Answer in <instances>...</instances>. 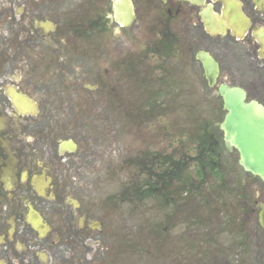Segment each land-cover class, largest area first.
I'll return each mask as SVG.
<instances>
[{
	"label": "flooded vegetation",
	"instance_id": "flooded-vegetation-1",
	"mask_svg": "<svg viewBox=\"0 0 264 264\" xmlns=\"http://www.w3.org/2000/svg\"><path fill=\"white\" fill-rule=\"evenodd\" d=\"M65 1L0 0V264H138L141 259L142 245L125 233L129 218L139 216L134 208L121 210L118 245H104L94 240L103 224L86 191L77 196L76 188L63 183L61 163L76 153L78 139H65L73 142V152L63 150L65 140L57 141L56 165L42 159L47 145L41 151L33 145L37 129L45 130V122H38L48 113L41 102L80 97V80L72 81L71 92L62 84L34 85L33 71L43 69L26 58L6 69L9 59L1 57L19 49L47 56L50 48L61 50V43L79 50L86 36L116 28L126 41L116 68L124 90L107 100L105 132L113 134L118 123L126 137L121 170L133 168L134 187L111 195L113 203L156 197V264H264V183L243 171L237 150H228L224 133L209 124L225 115L220 85L239 87L247 102L264 107V0H71L66 7ZM199 52L217 63L213 87ZM44 71L49 76V67ZM73 71L78 72L77 64ZM187 76L192 82L184 81V96L176 100L180 89L173 87ZM196 83L200 94L192 89ZM11 94L25 113L13 105ZM35 94L46 98L38 101ZM189 101L194 114L187 119L180 104ZM174 115L183 121L174 139L170 125L156 134V120ZM156 135H170L166 150L160 146L156 152ZM50 140L53 144V135ZM124 178L127 184L129 177Z\"/></svg>",
	"mask_w": 264,
	"mask_h": 264
},
{
	"label": "rangeland",
	"instance_id": "rangeland-1",
	"mask_svg": "<svg viewBox=\"0 0 264 264\" xmlns=\"http://www.w3.org/2000/svg\"><path fill=\"white\" fill-rule=\"evenodd\" d=\"M70 2L71 0L65 1V7L69 6ZM118 31L119 29L116 28L113 29L112 34H103L96 38L86 36L81 40L79 50H74L71 43L69 45L61 43V50L59 48L53 52L50 48L47 50V56L40 57L29 54L24 49H19L13 56L8 53L1 57L9 59L6 69L12 65H20V62H22L20 59H23L24 63L25 58L28 64L43 69V71H38L36 68L33 71L32 83L34 85L41 86L43 82L49 86L62 84V86L68 87L69 92H71L72 81L80 80L79 90L81 95L80 97L75 96L71 101L72 103H58V101L50 103L44 100L45 95H42L41 98L37 94L33 95L38 101L44 100L41 102V106L48 110L47 117L38 121L39 123L41 121L45 122V125H42L45 130L40 132V129H37L33 145L39 151L47 145L48 153L43 154L42 159L56 165L55 149L57 141L78 139L79 147L76 153L66 154L65 161L61 163L62 181L65 186H70L72 189L76 188L77 196H83V190L86 191L87 201L95 208V212L103 224L100 234L97 233L94 240H100L107 246L118 245L119 242L115 241L117 239L115 229L120 228L121 225V210L127 207L131 213L132 208H134L133 212L139 216L134 214L132 218H129V230L125 233L128 234V237L133 234L134 241H139L142 245L139 247L141 259L138 264H156V197L149 200L131 199L125 205H121L119 199L114 204L111 199V195L121 192L122 187H127L130 191L134 187L133 182H130L131 175L134 173L133 168L129 167L125 173L121 170V158L124 151L121 143L126 137H121L120 126H117L118 123H114V119H112L115 124L113 134L105 132L110 126V105L107 100L111 96H116L114 94L116 91L122 96L124 90L123 80L119 77L120 73L116 72V68L118 69L119 65L122 64L126 41L119 38ZM63 37L67 38V34H63ZM20 52L23 55H20ZM42 59L44 61H41ZM76 64L78 66L77 73L73 71V65ZM48 67L49 76L44 71ZM21 68L20 66L19 69ZM20 74L25 78V72ZM178 81H181V83L178 82V85L173 87L180 89L175 95L176 100L184 96V81L192 82V78L190 76L182 77ZM22 85L24 86V81ZM90 85H96L95 90H88ZM195 85H198V83L194 84L192 89L200 94L201 89ZM52 95L55 96L56 94L52 93ZM65 95H71V93L67 94L65 92ZM190 104L193 103L189 101V103L180 104L181 108H184L188 113L187 119L190 113L194 114ZM180 105L178 104L177 107ZM197 105L202 109V105ZM209 110H211V105H209ZM216 111L215 109L212 112ZM174 117H178V119L174 120ZM221 119L212 117L209 124L212 125L213 129H217ZM208 121L209 118L206 122ZM182 122L178 115H174L173 120H156V134L163 127L170 125L174 130L172 132L174 139L175 129L183 127ZM187 124L190 123L187 121ZM194 125H197L196 121H194ZM77 127L78 129L75 131ZM51 135L55 139L53 144H50ZM163 138H167V141ZM170 140V135L159 138L156 135V152L160 146H163L166 150L167 145L172 143ZM180 141H183V139H178V142ZM129 155H132L131 151ZM55 171H57V167ZM124 177H129L127 184ZM56 179L59 181L58 177ZM112 211L114 214H110ZM136 225H138V228L141 227L140 229L143 231H137ZM108 258L113 259L114 255H110ZM105 259L103 258V261Z\"/></svg>",
	"mask_w": 264,
	"mask_h": 264
},
{
	"label": "water",
	"instance_id": "water-1",
	"mask_svg": "<svg viewBox=\"0 0 264 264\" xmlns=\"http://www.w3.org/2000/svg\"><path fill=\"white\" fill-rule=\"evenodd\" d=\"M117 20L121 21L120 18ZM209 84L214 83L217 66L207 54L199 53ZM226 115L221 129L227 147L233 145L239 152L243 169L264 182V108L255 102L246 103L245 93L239 88L220 86Z\"/></svg>",
	"mask_w": 264,
	"mask_h": 264
}]
</instances>
